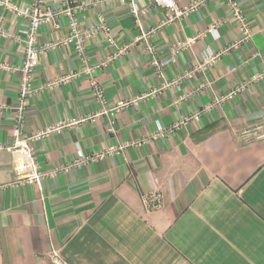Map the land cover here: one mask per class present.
<instances>
[{"label": "crops", "instance_id": "crops-1", "mask_svg": "<svg viewBox=\"0 0 264 264\" xmlns=\"http://www.w3.org/2000/svg\"><path fill=\"white\" fill-rule=\"evenodd\" d=\"M46 1L62 6L61 0ZM132 3L146 10L141 28ZM239 4L253 29L251 40L198 71L207 49L219 51L241 35L222 0H211L160 28L165 10L152 0H78L82 25L96 26L103 16L117 40L111 46L103 32L92 37L87 43L90 66L129 47L97 68L104 100L94 96L87 75L44 89L49 80L87 66L71 47L48 51L37 70V92L29 102L24 133L57 120L101 114L120 100L147 97L115 117V133L108 131L111 117L101 114L37 142L42 171L71 163L79 150L93 153L142 139L159 123L170 126L209 104L213 107L167 138L45 176L39 184H15L28 175L17 169L20 154L8 150L14 143L21 75L0 66V104L8 106L0 111V264H52L53 250L66 264H264V140L250 142L241 135L242 129L264 123V0ZM59 24L42 26L40 42L64 37L67 22L61 18ZM0 25L7 33L0 34V64L21 66L29 20L0 4ZM214 25L217 34L208 31ZM154 28L148 41L163 58L177 41L202 34L164 70L166 81L193 72L180 88L159 90L165 80L155 72L140 39L142 31ZM255 74L263 76L244 93L215 103L217 96ZM151 192L161 195L157 209L145 204Z\"/></svg>", "mask_w": 264, "mask_h": 264}, {"label": "built area", "instance_id": "built-area-1", "mask_svg": "<svg viewBox=\"0 0 264 264\" xmlns=\"http://www.w3.org/2000/svg\"><path fill=\"white\" fill-rule=\"evenodd\" d=\"M61 1L62 6L60 7L50 6L46 0H30V4L28 6L18 5L14 2V0H0V4L3 5L6 9H8L11 13L15 14L17 17L27 18L28 20H36L35 22L31 21L28 27L23 30L24 37L22 39V42L25 43L24 46L26 49L28 48V52H30L29 50L32 44L37 45V41L34 38V35H36V32L38 31L40 25L43 23L42 20H59L61 18L68 20V33L65 36L66 38L64 39V44L72 47L74 51L84 54V56H87L88 41L99 32H103L106 34L107 41L111 46L117 45V40L113 35L112 27L109 25L105 17L100 16L99 22L96 26L85 27L82 25L79 19L78 11L79 7L81 6L76 5L78 0ZM119 1L121 3L126 2V0ZM204 1L206 0H191L190 3H187V0H152L154 4L165 10V17L163 18L164 22L161 24V26H165L176 20L189 17L191 14L203 7ZM222 2H224V4L231 11L232 18L241 33L239 39L231 45L232 47L241 46L242 44L249 41L253 35V29L248 21V17L240 6L239 0H222ZM131 9L136 23L141 28V15L144 14L146 10H138L133 5V3ZM0 31L2 33L1 35L5 36V31L1 26ZM208 31L217 34V26H211ZM154 32L155 28L147 32L142 31L140 39H143L146 42V50L152 57V65L155 69H158L160 71H162L164 67L166 68L169 64L174 63L176 61V57L181 49L190 48L193 44H195L197 38L202 36V34H200L198 37H191L185 40L177 41L173 46H171L169 57L159 60L155 45L148 41L149 36ZM231 45L219 51L207 49L204 54L203 61L198 64L196 69L198 71H206L207 69H209L223 56V54L228 49L231 48ZM128 47L129 45L122 47L117 53L109 55L105 61H103L98 66H94L93 68L97 69L100 66H106L109 61H113L114 59H116L120 54L125 52ZM25 58L26 61L31 60L32 64L26 63L21 68L23 76L20 80L21 83L18 92V104L16 105L14 112V144L8 147V150L20 154L22 164L18 166L17 169L27 170L28 175L24 179L19 180V182H15V184H39L41 182V179L45 176H53L59 172H68L69 170L77 166L95 163L97 161L104 160L110 156L121 155L129 147H139L150 141H156L167 138L170 134L180 129L182 125L186 124L187 122V120H180L173 123L172 126H164L159 123L156 130L151 132L149 136L122 144H111L105 150L102 151L86 153L83 150H79L77 152V157L71 163L58 166L51 172L42 171L38 156L36 154V143L41 140H44L45 138L51 135L61 133L66 128L74 126L76 121H74V119L57 120L47 125L46 127L36 130L30 134L24 133L26 118L28 116V107L25 100L26 97L28 98L34 95L35 92H37L36 89H33V77L36 75L34 69L37 65L36 60L38 57L36 56V54L30 56L26 55L25 53ZM4 68L8 69L6 66H4ZM231 70H236V68L232 67ZM192 75L193 72H188L183 76H179L178 78L173 79V83L176 85V88H180L179 84L181 83V81L187 77H192ZM67 76L68 77L66 79H71V75ZM262 76V74L253 75L250 79L245 81L244 84L231 88L226 94H224L222 100L216 97L215 103L225 102L234 99L237 95L244 93V91L249 87L251 83L260 80ZM160 77L164 79V72H161ZM166 82L167 81L165 80V85L167 84ZM52 85L53 83L51 82H48L46 84V86L48 87ZM205 86L206 84H203L201 88ZM92 87L94 96L99 100H104L105 91L101 87L100 82H96L95 80H93ZM145 97H147V94H143L141 96H138L137 98L120 100L112 108L104 110L101 114H111V125L109 126L108 131L110 133H115V117L119 113H121L124 108H126L130 104H137L139 100H142ZM3 107L4 105L0 104V109H2ZM212 107L213 104H209L204 108V110L196 112L193 119H199L203 112L209 111ZM101 114L98 115L100 116ZM98 115L80 117L77 118V120L81 122H86L90 119L96 118ZM241 135L247 141L250 142L264 140V123L242 129ZM144 198L145 204L149 209H157L161 206L162 198L158 192H151L149 194H146ZM50 258L52 264H66V260L61 256V254L57 250H53L51 252Z\"/></svg>", "mask_w": 264, "mask_h": 264}, {"label": "rangeland", "instance_id": "rangeland-1", "mask_svg": "<svg viewBox=\"0 0 264 264\" xmlns=\"http://www.w3.org/2000/svg\"><path fill=\"white\" fill-rule=\"evenodd\" d=\"M209 1H211V0H206V1H204V3H203V6H205ZM35 22L36 20H29V23L30 22ZM43 21V23L40 25V27H39V29H38V31L36 32V35H34V38L36 39V41H37V45L35 44V45H31V47H30V52H28V48L26 49L25 48V43L24 42H22V45H23V52H24V56H25V53H26V55H30V56H32L33 54H36V56L39 58H37V65H36V67H35V74L37 75V70H38V68H39V66H40V64H41V62H42V59H43V57H44V55L48 52V51H51V50H53V49H56L57 47H59V46H62V47H70V46H67V45H65L64 44V39L66 38L65 36L64 37H62V38H60V39H56V40H54V41H47V42H44V43H41L40 42V38H39V33H40V30H41V28H42V26H44V25H52L53 27H55V28H59L60 27V24H59V20H42ZM66 22H67V27H68V20H66ZM164 21L162 20L161 21V23H160V25L158 26V28H160V27H163V26H161V24L163 23ZM175 22V21H174ZM173 23V22H172ZM172 23H170V24H172ZM168 25V24H167ZM1 26V25H0ZM156 29L157 28H155V31H156ZM67 33H68V31H67ZM66 33V34H67ZM0 34H2L1 33V31H0ZM4 35L6 36L7 35V33H4ZM253 36V35H252ZM252 38V37H251ZM251 40V39H250ZM72 48V47H71ZM227 48V47H226ZM239 48V46H237V47H232V45H231V48L230 49H228L223 55H225V54H227L228 52H230L231 50H233V49H238ZM73 49V48H72ZM187 49V48H186ZM186 49H181L180 51H179V54L182 52V51H184V50H186ZM189 49V48H188ZM74 50V49H73ZM76 52V51H75ZM76 54L79 56V58H81V60L85 63V65H87L86 66V68H84L83 70H80V71H78V72H71L69 75H71V79H66L68 76L67 75H64V76H61L60 78H57V79H54V80H49L48 82H51V83H53V85L52 86H50V87H48V86H46V84L48 83V82H46L45 84H44V89H46V90H51L52 88H54L56 85H58V84H61V83H66V82H68V81H71V80H73V79H77V78H79L81 75H87V76H89V78H90V83H91V85H92V81L93 80H95L96 82H99V78L97 77V75H96V71H97V69L95 68H93V66H90L89 64H88V58H87V56H84V54H82V53H80V52H76ZM178 54V55H179ZM178 55H177V57H178ZM158 56V55H157ZM177 57H176V59H177ZM158 59L159 60H161V59H163V57H161V56H158ZM26 63H30V64H32V62H31V60H29V61H26V58H24V62H23V64L21 65V66H17V67H13V66H7L6 64H0V66L1 67H3L4 68V66H6L8 69L7 70H9V71H17V72H20V75H21V77L23 76V74H22V72H21V68L23 67V65H25ZM154 67V66H153ZM155 69V68H154ZM164 70H165V67L163 68V70L162 71H160V70H158V69H155V72L158 74V76L160 77V74H161V72H164ZM232 71H235V70H232ZM36 75L33 77V85H34V88L33 89H36V87H35V79H36ZM161 78V77H160ZM184 80V79H183ZM183 80L181 81V83L179 84V86H181V84H182V82H183ZM245 81H247V80H245ZM245 81H242L241 83H238V84H236V85H234L232 88H234V87H236V86H240V85H242V84H244L245 83ZM174 82V80H171V81H167L166 83V85L165 84H163L162 86H161V88L159 89V90H161V89H166V88H171V87H174V88H176V85L173 83ZM21 83V82H20ZM101 85V84H100ZM20 86V85H19ZM102 87V86H101ZM103 88V87H102ZM231 89V88H230ZM37 90V89H36ZM158 90V91H159ZM36 94V92L34 93V95ZM34 95H32V96H30V97H26V103H27V107H28V111H29V102H30V99L34 96ZM224 95H222V96H217V98L218 99H220V100H222V97H223ZM140 101V100H139ZM138 101V102H139ZM138 102H137V104H138ZM4 105V107L2 108V109H0V111H2L4 108H7L8 106H6L5 104H3ZM109 117L111 116V114H107ZM195 115V114H194ZM194 115L193 116H191V117H189V118H185V119H183V120H187V122L189 121V120H191V119H193L194 118ZM83 123H85V122H83ZM83 123H80V124H83ZM79 124V125H80ZM172 126V125H171ZM116 132V131H115ZM151 134V133H150ZM149 134V135H150ZM148 135V136H149ZM14 144V143H13ZM130 148V147H129ZM127 150V149H126Z\"/></svg>", "mask_w": 264, "mask_h": 264}, {"label": "bare ground", "instance_id": "bare-ground-1", "mask_svg": "<svg viewBox=\"0 0 264 264\" xmlns=\"http://www.w3.org/2000/svg\"><path fill=\"white\" fill-rule=\"evenodd\" d=\"M70 119H74V121H76V123L74 124V126H75V125H79L80 123H83V122H81V121H78L77 118H70ZM74 126H72V127H74Z\"/></svg>", "mask_w": 264, "mask_h": 264}]
</instances>
